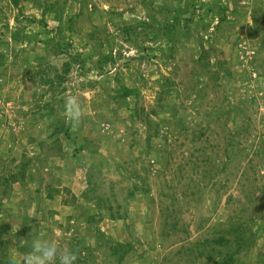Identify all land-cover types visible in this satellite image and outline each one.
I'll return each instance as SVG.
<instances>
[{
  "label": "rangeland",
  "instance_id": "374dc122",
  "mask_svg": "<svg viewBox=\"0 0 264 264\" xmlns=\"http://www.w3.org/2000/svg\"><path fill=\"white\" fill-rule=\"evenodd\" d=\"M238 224L264 264V0H0V264H224Z\"/></svg>",
  "mask_w": 264,
  "mask_h": 264
},
{
  "label": "trees",
  "instance_id": "16d2710c",
  "mask_svg": "<svg viewBox=\"0 0 264 264\" xmlns=\"http://www.w3.org/2000/svg\"><path fill=\"white\" fill-rule=\"evenodd\" d=\"M16 5H18L16 3ZM45 13H53L56 11V9L58 7H60L58 4L56 3H51V4H47L45 3ZM61 11V9H57V13ZM17 21L19 22L21 18H28V17H25V15H19L17 16ZM225 18H222L221 21H224ZM27 21L31 22V23H36L37 20L36 18H32V19H27ZM187 23V22H186ZM180 25H181V20H180V17L179 16H176L174 15L173 16V22H167L166 25L163 26V30L165 29V31L168 33L169 32V35L170 37H173V39L171 40H174V37L176 35V31H177V27L180 28ZM68 28V27H67ZM61 28H55L51 31V34H54L55 37L59 36V32H61L62 30H60ZM68 29H71V27H69ZM128 31V30H127ZM125 30V32H127ZM159 37L156 36L155 38H153V41L157 40ZM14 39L15 41H19V36L16 34L14 35ZM163 40V39H161ZM170 40V39H169ZM168 41V40H167ZM166 41V42H167ZM69 43V44H68ZM63 42L62 43V46L59 45V41H58V45L60 47V53L62 54H67L69 56H71V58L73 59L71 62H66L64 63V66H65V72H64V75L62 74H59L58 77H59V83H62V81L65 80V75L66 74H69L71 72V69L73 67V63L76 62V63H79L82 65H84V62L83 60L81 59V56L78 55V54H75V49L72 47V43L71 42ZM152 50H155V49H152ZM55 52V51H54ZM103 61H105V63L107 61H109V58H105ZM104 64V63H103ZM107 64V63H106ZM103 66V65H101ZM103 70V68H102ZM54 80H47L46 83H48L49 85H54ZM56 99L52 102H50V104L48 105V107H50V111L48 113V115H50L51 117H54L56 114H55V108H56ZM56 121L53 122V124L55 123ZM56 126V130H55V133H53L54 135H57V133L59 134L61 132V129L58 127V123L56 122L54 124ZM245 228L243 226H241V224H238L237 226H231L230 230L228 231L229 233V236H222L220 238H218L217 240H213V243L217 244V245H227L229 246L231 243H233V239H234V242H235V249L234 250H227L226 252V255H225V261L223 262L224 264H231V262L234 260V256L240 254V250L243 249L244 247L248 246L252 241V234H250L248 236V234H246V232L244 231ZM233 237V239H232ZM118 246V247H117ZM129 245L125 246V245H119L117 244L115 246V249H118L116 250L115 252H118V251H123L125 250V248H127ZM129 249L125 250L124 254L121 255L120 257V260H124L127 253H128ZM223 254V253H222ZM214 264H219V262H216Z\"/></svg>",
  "mask_w": 264,
  "mask_h": 264
},
{
  "label": "clouds",
  "instance_id": "9594fccd",
  "mask_svg": "<svg viewBox=\"0 0 264 264\" xmlns=\"http://www.w3.org/2000/svg\"><path fill=\"white\" fill-rule=\"evenodd\" d=\"M66 117L69 121L78 122L82 116L81 108L75 98L65 103ZM77 254L72 250L62 249L55 236L39 237L32 241L31 251L24 254L14 264H75Z\"/></svg>",
  "mask_w": 264,
  "mask_h": 264
}]
</instances>
